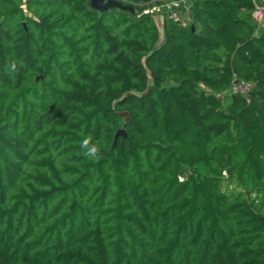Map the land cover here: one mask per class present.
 Listing matches in <instances>:
<instances>
[{"label": "trees", "instance_id": "1", "mask_svg": "<svg viewBox=\"0 0 264 264\" xmlns=\"http://www.w3.org/2000/svg\"><path fill=\"white\" fill-rule=\"evenodd\" d=\"M118 1L0 0V264H264V0Z\"/></svg>", "mask_w": 264, "mask_h": 264}, {"label": "built area", "instance_id": "2", "mask_svg": "<svg viewBox=\"0 0 264 264\" xmlns=\"http://www.w3.org/2000/svg\"><path fill=\"white\" fill-rule=\"evenodd\" d=\"M254 18L260 24L264 18V1L261 5L254 3ZM253 87L252 83L245 79H238L234 77L231 81L230 91L234 94H247Z\"/></svg>", "mask_w": 264, "mask_h": 264}, {"label": "water", "instance_id": "3", "mask_svg": "<svg viewBox=\"0 0 264 264\" xmlns=\"http://www.w3.org/2000/svg\"><path fill=\"white\" fill-rule=\"evenodd\" d=\"M89 6L92 7L93 9L102 11L107 8H112V7H118L121 9L125 10H132L130 6H125L122 5L118 0H89L88 2ZM120 136H125V132L122 129L117 130V132L114 135V141L116 138Z\"/></svg>", "mask_w": 264, "mask_h": 264}, {"label": "rangeland", "instance_id": "4", "mask_svg": "<svg viewBox=\"0 0 264 264\" xmlns=\"http://www.w3.org/2000/svg\"><path fill=\"white\" fill-rule=\"evenodd\" d=\"M171 6V4L170 3H168V2H166V3H164L161 7H159L157 4H155V5H151V7L150 8H148V9H145L146 11V13H149L150 15H154V19H155V21L157 22V23H160V14H161V12H162V7H170ZM171 14H170V16H171V18L173 19V20H178L179 18H180V16H179V14L177 13V12H173V11H171L170 12Z\"/></svg>", "mask_w": 264, "mask_h": 264}, {"label": "clouds", "instance_id": "5", "mask_svg": "<svg viewBox=\"0 0 264 264\" xmlns=\"http://www.w3.org/2000/svg\"><path fill=\"white\" fill-rule=\"evenodd\" d=\"M12 68L15 67V64L11 65ZM90 137H85L83 140L80 141V146L83 149H86L85 155L88 156H95L97 154V146L95 143L90 144L89 143Z\"/></svg>", "mask_w": 264, "mask_h": 264}]
</instances>
